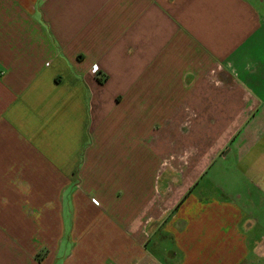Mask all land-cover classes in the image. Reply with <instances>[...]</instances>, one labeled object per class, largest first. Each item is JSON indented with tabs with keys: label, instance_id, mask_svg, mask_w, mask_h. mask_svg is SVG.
I'll return each instance as SVG.
<instances>
[{
	"label": "crops",
	"instance_id": "crops-1",
	"mask_svg": "<svg viewBox=\"0 0 264 264\" xmlns=\"http://www.w3.org/2000/svg\"><path fill=\"white\" fill-rule=\"evenodd\" d=\"M0 121V264H264V0H0ZM159 131L219 135L206 168L247 187L196 197L201 174L154 241L120 205Z\"/></svg>",
	"mask_w": 264,
	"mask_h": 264
},
{
	"label": "rangeland",
	"instance_id": "rangeland-1",
	"mask_svg": "<svg viewBox=\"0 0 264 264\" xmlns=\"http://www.w3.org/2000/svg\"><path fill=\"white\" fill-rule=\"evenodd\" d=\"M185 120L187 122L183 123V132L188 129L189 120L191 124L194 119L189 117V119ZM212 121L214 122L216 120L213 119ZM2 127L3 122L0 121V128ZM167 132L168 131L163 133L159 131L154 136H150L149 163L148 165H142L138 169L139 174H136L137 172L134 170V180L130 184L131 191L128 190V192H126L127 197L125 200L123 198V204L120 205L122 208L124 204L127 208L133 207L134 213L132 217L136 218L137 223H146V221L150 224L153 223L152 226H150L149 236L154 241L157 239L154 229L161 222L169 224L168 229L171 230H167L164 233H167L170 237L174 234L172 230L174 226L176 229H183L184 225L188 223L189 219L187 214H181L180 216L176 213L172 214L173 207L185 191H187L188 194V189L201 174L204 173L201 175L199 182L197 184L194 183V188L191 189V194L196 197H200L201 192H204L202 195L205 196L208 194L209 198L213 197V200L218 202L223 201L222 196L225 201H227L232 196L236 197V193L243 191L247 187L246 177L238 170L235 159L232 156L228 157L229 154L225 156L226 160H223L221 157L212 167L206 168L209 156L215 153L220 156L223 153V151L215 152L216 146L220 145V143H218L220 141L215 142L219 135H212L210 138H206L205 143V137L203 136H196V140L192 142L193 136L189 139L188 133L183 134L181 131V134L169 135ZM162 139L164 142L160 143ZM157 140H159V143ZM209 144L213 145V150L209 151L213 153L208 156L204 151L206 146L209 147ZM156 146H158V149ZM79 160L81 161L80 157ZM76 180L75 178L74 182H76ZM76 185L77 184L73 183L70 187L74 189ZM123 190L124 189H119V197L123 193ZM89 192L90 201L93 203L92 199L96 198V195H94L96 191L95 189H91ZM234 201H238V199L234 198ZM188 206L189 199L185 201L182 209ZM68 212L71 213L72 211L68 210ZM94 212L95 211H92V213L90 212V216L92 219H96L94 220L95 222H98L99 216L93 214ZM144 213L148 214L147 218L144 217ZM122 215L118 216L120 219L119 221L125 224L127 220L124 221L125 216ZM174 215L176 216L174 217ZM126 217L128 218L129 215H126ZM41 218L42 215H38L39 221H41ZM70 218L71 216H69L68 219ZM66 227H68V225ZM159 233L162 237V231H159ZM64 243L66 246L67 243ZM163 249L164 251L176 250L174 244L170 240H163ZM40 256L41 254L37 255L38 258Z\"/></svg>",
	"mask_w": 264,
	"mask_h": 264
},
{
	"label": "built area",
	"instance_id": "built-area-1",
	"mask_svg": "<svg viewBox=\"0 0 264 264\" xmlns=\"http://www.w3.org/2000/svg\"><path fill=\"white\" fill-rule=\"evenodd\" d=\"M91 72L93 74L99 73L100 72V65L98 63H93L92 67H91ZM92 201L95 205H99V203H100L99 200H97L96 198H93Z\"/></svg>",
	"mask_w": 264,
	"mask_h": 264
},
{
	"label": "trees",
	"instance_id": "trees-1",
	"mask_svg": "<svg viewBox=\"0 0 264 264\" xmlns=\"http://www.w3.org/2000/svg\"><path fill=\"white\" fill-rule=\"evenodd\" d=\"M100 81H102V79H100ZM185 198H186V196L183 197V199H185ZM183 199H182V200H183Z\"/></svg>",
	"mask_w": 264,
	"mask_h": 264
}]
</instances>
